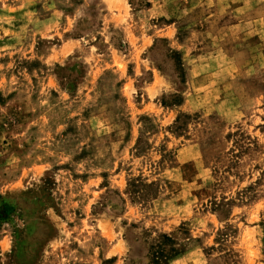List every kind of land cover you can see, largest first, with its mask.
I'll use <instances>...</instances> for the list:
<instances>
[{
  "label": "rangeland",
  "instance_id": "1",
  "mask_svg": "<svg viewBox=\"0 0 264 264\" xmlns=\"http://www.w3.org/2000/svg\"><path fill=\"white\" fill-rule=\"evenodd\" d=\"M0 264H264V0H0Z\"/></svg>",
  "mask_w": 264,
  "mask_h": 264
}]
</instances>
